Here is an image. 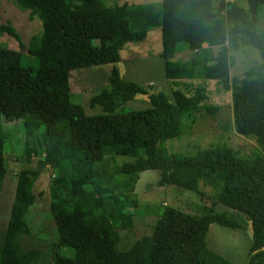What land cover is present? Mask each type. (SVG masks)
<instances>
[{"label": "trees", "instance_id": "16d2710c", "mask_svg": "<svg viewBox=\"0 0 264 264\" xmlns=\"http://www.w3.org/2000/svg\"><path fill=\"white\" fill-rule=\"evenodd\" d=\"M105 1L13 0L18 9L29 11L30 18H38L41 30L25 51L0 42V119L20 121L27 140L39 138L38 147H26L27 156H41V167L50 165L58 174L48 189L58 233L48 253L52 263L231 264L206 246L208 227L216 223L250 226L246 264H264V30L257 28L264 0H246V8L234 0H218L216 5L213 0H161L158 6H108ZM155 26L161 29L160 56L167 78L174 72L167 65L174 54L203 44L221 46L214 64L205 68V77L231 91L233 130L254 138L255 152L241 156L226 144L190 155L167 150L165 141L182 134V116L202 108L205 95L203 87L192 96L174 89L172 103L162 91L149 92L134 81L121 80L118 31L145 32ZM2 35L23 47L9 23L0 24ZM227 42L233 48L254 47L261 63L230 79ZM103 64L111 65L107 85L91 102H101L105 112L87 115L71 101L69 72ZM138 94H147L148 108L118 110ZM3 147L0 132V189L6 174ZM119 156L132 161L118 162ZM149 169L162 171L161 186L199 193L202 181L214 190V204L236 213L209 207L197 215L165 205L156 213L144 244L136 240L129 249L118 250L117 230L132 225L130 211L138 206L134 187L139 173ZM38 171L19 193L17 210L0 244V264H38L42 259L39 249L24 248L21 239L30 233L26 215L35 199L32 188Z\"/></svg>", "mask_w": 264, "mask_h": 264}, {"label": "rangeland", "instance_id": "374dc122", "mask_svg": "<svg viewBox=\"0 0 264 264\" xmlns=\"http://www.w3.org/2000/svg\"><path fill=\"white\" fill-rule=\"evenodd\" d=\"M161 0H106L105 4L113 6L127 2L130 4H154L158 6ZM232 1V0H229ZM246 8V0H234ZM218 0H213L216 5ZM9 23L20 35L23 47L8 35L0 36V42L9 48L25 51V45L32 36L39 34L41 24L38 18L29 17L28 10H20L13 0H0V24ZM257 28L264 30V4L258 11ZM116 42L120 54L117 68L123 81H134L149 92L162 91L174 102V89L183 91L187 96L196 93L197 88H204L205 98L200 103L202 108L184 114L181 118L182 134L169 138L165 146L170 153L193 154L196 149L212 145L226 144L234 148L239 155L246 156L258 149L256 141L244 137L233 130V115L231 106V91L224 90L214 80L205 77V68L214 64L215 57L221 46L203 44L197 50H185L174 54L168 60V67L174 69L170 77L165 76L164 60L161 53V29L159 26L130 33L119 30ZM231 57L230 79L240 78L251 66L261 63L259 52L247 44H239L236 48L226 43ZM31 61V60H30ZM110 64L89 66L72 69L69 72V87L71 101L83 107L85 114L98 115L105 111L101 102L91 100L100 89L107 85V74ZM150 106L147 94H138L122 103L118 110H139ZM0 132L4 137L3 155L6 174L0 189V244L4 239L6 227L11 222L19 204V193L22 187L37 173L33 184L34 202L26 215L29 234L22 236L23 247L37 248L42 252L38 264H53L49 249L58 239V233L53 215L49 210V185L51 180L58 177L57 171L50 165L41 167V156L31 152L26 154V147H38L39 138L25 136L20 121H5L0 119ZM28 141V143H26ZM119 161H132L130 157H118ZM159 169L144 170L139 173L134 187V195L138 206L133 213L132 225L127 229H118V250H127L136 241L145 243V238L152 233L156 213L165 205L178 208L190 214L201 215L206 208L211 207L215 212L236 213L233 209L211 198L214 190L199 182L198 192H191L173 185L161 186L158 183L161 175ZM98 203V201H97ZM75 217L81 218V206L75 208ZM206 246L209 250L224 257L231 264H246L251 244V228H230L211 223L206 233Z\"/></svg>", "mask_w": 264, "mask_h": 264}]
</instances>
